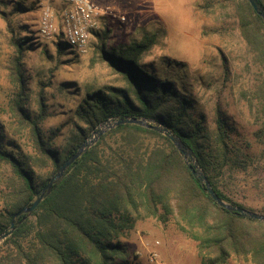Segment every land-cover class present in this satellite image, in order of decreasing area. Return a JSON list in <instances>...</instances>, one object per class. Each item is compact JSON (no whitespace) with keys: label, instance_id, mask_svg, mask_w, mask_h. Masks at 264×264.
<instances>
[{"label":"trees","instance_id":"1","mask_svg":"<svg viewBox=\"0 0 264 264\" xmlns=\"http://www.w3.org/2000/svg\"><path fill=\"white\" fill-rule=\"evenodd\" d=\"M259 2L264 6L263 0ZM207 6L233 10L253 56L258 73L251 94L261 122L256 136L264 144L263 18L249 0H213ZM109 31H96L93 37L98 38L101 59L122 84H106L86 93L76 108L84 124L77 125L62 150L43 130L49 112L42 92L37 95V114L29 109L23 62L27 43H17L9 74L14 89L9 98L12 136L7 142L0 122V234L87 137L106 120L123 117H146L168 126L193 152L224 200L256 211L229 198L218 182L217 171L230 162L246 167L254 163L253 155L231 143L232 130L221 112L215 128L204 119L196 120L190 113L192 100L177 80L145 68L141 59L155 44V37L109 48ZM55 41L59 49L65 45L61 36ZM17 137L26 139V148ZM147 217L174 219L181 231L198 242L201 264H225L232 256L264 264V221L219 206L168 136L132 123L103 133L32 214L16 219L14 231L0 245V264H133L117 238L136 220Z\"/></svg>","mask_w":264,"mask_h":264},{"label":"rangeland","instance_id":"2","mask_svg":"<svg viewBox=\"0 0 264 264\" xmlns=\"http://www.w3.org/2000/svg\"><path fill=\"white\" fill-rule=\"evenodd\" d=\"M93 1L107 12L101 18L100 31L110 29L109 48L155 37V44L141 59L145 68L162 78L177 80L192 100L194 109L190 113L196 120L204 119L206 125L215 128L217 113L221 112L232 130L231 143L253 155L254 163L246 167L230 162L232 165L218 170L220 187L232 200L264 212V144L256 136L261 122L251 94L258 69L233 10L210 9L207 4L213 0ZM35 5V0H0V122L5 126L7 142L12 136L9 98L14 89L10 66L17 43L24 41L29 109L37 114V95L42 92L49 112L42 123L43 130L53 145L62 150L77 132V125L84 124L76 115V108L86 93L106 84L120 86L122 81L101 59L98 38L92 37L89 51L81 53L65 39V45L59 49L55 39L40 36L41 11ZM17 140L26 148L25 138ZM107 141L112 144L113 138L109 136ZM117 240L126 248L127 259L133 264L202 261L198 242L181 231L174 219H138ZM225 264L253 263L232 256Z\"/></svg>","mask_w":264,"mask_h":264},{"label":"water","instance_id":"3","mask_svg":"<svg viewBox=\"0 0 264 264\" xmlns=\"http://www.w3.org/2000/svg\"><path fill=\"white\" fill-rule=\"evenodd\" d=\"M249 2L255 9V11L263 18L264 21V6L259 2V0H249ZM128 123L138 124L156 130L168 136L178 148V150L183 154L184 159L188 164L189 169L192 171L193 175L200 180V182L204 185L206 192L219 206L226 208L232 212H236L245 217L264 221V213H259L224 200L212 186L209 178L205 174L204 170L201 168L193 152L184 145L181 138L177 134H175L168 126L164 125L163 123L157 120L149 119L146 117H123L106 120L98 127V129L94 133H92L89 138L83 141L79 149L61 164V166L56 171L55 175L52 176L49 182L42 188L41 193L37 195L36 199L30 205L23 206L14 215L9 228H7L4 232L0 234V243L12 234L16 227V219L23 214H32L39 206V204L51 193L54 184L64 178L69 167L76 160H78L92 145H94L101 138L103 133L115 126Z\"/></svg>","mask_w":264,"mask_h":264},{"label":"built area","instance_id":"4","mask_svg":"<svg viewBox=\"0 0 264 264\" xmlns=\"http://www.w3.org/2000/svg\"><path fill=\"white\" fill-rule=\"evenodd\" d=\"M41 11L39 34L47 39H65L66 43L86 53L94 33L100 30L106 10L93 0H35ZM157 253L151 258L155 261Z\"/></svg>","mask_w":264,"mask_h":264}]
</instances>
